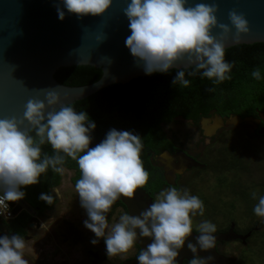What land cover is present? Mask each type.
I'll list each match as a JSON object with an SVG mask.
<instances>
[{"label":"clouds","instance_id":"9594fccd","mask_svg":"<svg viewBox=\"0 0 264 264\" xmlns=\"http://www.w3.org/2000/svg\"><path fill=\"white\" fill-rule=\"evenodd\" d=\"M112 4L113 0H57L56 8L58 18L63 21L65 9L80 19L103 17ZM219 10L215 2L130 0L122 10L131 32L125 45L146 75L167 74L176 68L174 86H190L186 70L188 76L199 74L213 85L222 84L232 78L234 66L225 59L227 42L231 39L239 43L250 34V25L236 9L228 12L230 26L220 23ZM216 29L219 38L213 35ZM185 63L187 67H177ZM251 76L261 80L260 69H254ZM39 91L43 99L30 97L22 116L0 117V209L8 210L10 203L24 199L26 193L22 189L40 183L49 169L63 176L70 158L81 173L75 191L87 214L84 227L94 234L93 245L103 239L108 258L127 260V254L142 237L152 242L146 250H140L139 264H177L186 242L193 253L188 264L213 261L214 257H201L198 253L215 248L214 223L200 222L196 242H188L193 233V218L205 213L203 201L188 189L168 187L139 215L126 212L110 225L107 217L113 205L122 197L134 199L137 190L149 183L150 173L141 159L142 138L113 128L100 143L90 147L96 125L87 112H77L71 103H62L54 89ZM207 91L213 93L215 88ZM45 144L51 146L52 155L42 152ZM54 191L41 193L39 199L51 206ZM251 195L257 199L256 192ZM253 211L264 218V196H259ZM27 248L28 242L21 234L0 236V264H29L24 258Z\"/></svg>","mask_w":264,"mask_h":264},{"label":"water","instance_id":"95a60500","mask_svg":"<svg viewBox=\"0 0 264 264\" xmlns=\"http://www.w3.org/2000/svg\"><path fill=\"white\" fill-rule=\"evenodd\" d=\"M56 2L57 0H0V117L22 116L30 97L43 99L40 89H54L60 95L62 103L73 105L108 86L123 85L132 79L147 76L125 45L131 32L129 21L122 10L130 0H113L112 7L103 17L87 16L80 19L65 9L63 21L58 18ZM197 2L218 4L220 10L217 17L220 23L229 24L228 12L232 9L246 16L250 34L244 36L239 43L230 39L226 49L264 43V0H189L192 4ZM213 35L219 38V29L214 30ZM71 66L94 67L98 69V76L82 85L65 84L54 78L59 69ZM177 67L182 69L187 65L179 64ZM259 118L264 122L262 114H259ZM178 120L183 121L181 118ZM213 120L214 125L210 126L212 131L222 125L219 117L216 116ZM255 120L235 116L226 125L251 124ZM157 160L164 167V181L170 187L176 186L177 175L187 168L201 166L183 153L171 156L165 152ZM120 200L126 212L133 216L139 215L148 207L146 200H128L124 197ZM14 204L11 203L12 206ZM19 210L20 207L16 206L13 215H17ZM197 235L199 233L193 232L188 242L195 243ZM215 236L216 243L228 238L227 234ZM235 238L241 236L230 234L229 239ZM245 238L243 236L241 239ZM151 242V239L141 237L136 246L140 250H146ZM198 254L201 257H214L210 264L227 263V258L217 253L216 246L213 250L199 251ZM24 258L29 264H38L26 255ZM192 258L193 253L188 250L186 242L177 258V264ZM123 264H139V261L136 257Z\"/></svg>","mask_w":264,"mask_h":264},{"label":"rangeland","instance_id":"374dc122","mask_svg":"<svg viewBox=\"0 0 264 264\" xmlns=\"http://www.w3.org/2000/svg\"><path fill=\"white\" fill-rule=\"evenodd\" d=\"M247 125H236L229 134L222 131V136L218 133L210 140L208 138L214 130L207 133L199 127L175 120L162 124L168 137L205 165L181 174L176 187L178 190L188 189L204 203V216L193 218V229L197 230L200 222L208 220L217 229L236 221L242 232L252 230L253 235L247 244L228 241L225 247H221L230 259L229 264H264V218L257 217L253 211L259 196H264V137L259 138L246 131L249 129ZM73 176L72 170L61 176L60 185L55 189L61 199L56 212L42 218L39 228L34 225L29 230L24 229L28 239L25 255L35 263L86 264L83 260L85 246L95 236L84 227L87 214L71 183ZM253 192L257 193L255 200L251 195ZM119 216L109 224L118 222ZM66 220L79 229L77 235L64 233ZM91 244L94 249H106L103 239L96 245ZM132 252L133 249L127 256Z\"/></svg>","mask_w":264,"mask_h":264},{"label":"trees","instance_id":"16d2710c","mask_svg":"<svg viewBox=\"0 0 264 264\" xmlns=\"http://www.w3.org/2000/svg\"><path fill=\"white\" fill-rule=\"evenodd\" d=\"M225 59L234 65L230 73L232 78L219 85L201 79L199 74L188 76L186 70L185 78L190 80V86H174L172 81L177 70L172 69L167 74L154 73L123 85L108 86L74 103L75 110L86 111L96 125L90 147L100 143L113 128L138 134L144 145L141 159L150 173L149 183L143 190L151 195L158 192L163 183L151 168L149 157L152 151L159 153L168 145L161 124L173 122L178 117L197 122L210 109L240 117L253 115L256 107L264 109V43L226 49ZM256 68L261 71L259 81L251 76ZM97 76L98 69L90 66L61 68L54 74L59 82L71 85L86 84ZM210 87L215 88L213 93L207 91ZM42 152L53 154L48 144L42 146ZM65 167L74 171L71 182L75 187L81 175L78 165L68 158ZM60 181L61 175L49 169L41 176L40 183L22 189L26 193L24 200L31 206L42 208L43 204L39 206L41 193L49 194L50 188L58 187ZM28 218L25 212L19 214L12 222V229L22 232Z\"/></svg>","mask_w":264,"mask_h":264},{"label":"flooded vegetation","instance_id":"af4514ba","mask_svg":"<svg viewBox=\"0 0 264 264\" xmlns=\"http://www.w3.org/2000/svg\"><path fill=\"white\" fill-rule=\"evenodd\" d=\"M253 115H247L246 117H240L238 115H235L233 113H228V114H221L220 112H217L216 109H210V111L207 113V115L201 116L200 119L197 120V122L193 121V120H189V119H185V118H181L186 124H191L194 127H199L200 130H203L204 132L206 131L207 133H210L212 130L210 129V124H213V119L217 116L221 119L222 125H219V128L215 129L212 136H210L208 139H212L214 136H216L218 133H220V136H222L221 132L222 131H227L228 134L230 133V131L235 128L236 125L234 124H229L228 126H226V123L228 121H230L231 119H233V117L238 116L240 118H247V117H251L253 118V120L257 121V122H253L249 125H247V127L249 129H247L246 131L250 132L251 134H253L254 136L257 137H264V122L262 120H260L259 118V114H262L264 116V109L263 108H259L256 107L254 109ZM223 113H226V111H223ZM178 118H175V121H181L178 120ZM208 120V121H207ZM204 121V122H203ZM164 124V123H163ZM216 125V123H215ZM161 128H162V124H161ZM163 130V129H162ZM262 131V132H261ZM226 134V133H225ZM226 134V135H228ZM166 139L168 140V145L167 147H165L164 149H162L161 151H159V153H156L154 151L151 152V155L149 157L150 159V164H151V168H153V170L155 171V173L159 174V179L162 181V187L160 188V190L156 193H153V195H151L149 192H145L143 189H138L136 194H135V198L137 199H141V200H146V202L148 203V206L154 201L155 197L159 194L160 191H162L165 187H170L168 185H166L165 181H164V170H163V166L161 165V163L157 160L159 159V157H161L163 155V153H168L169 155H174V154H180L183 153L185 156H188L189 158L193 159L195 162H197L198 164H200L201 166H192L191 168H187L183 173L191 171L193 169H197L199 167L205 166L202 165L197 157L192 154L189 153L188 151H186L184 148H182L181 146L177 145V143H175V141L166 136ZM252 139V138H251ZM165 163V160H164ZM178 163V162H177ZM175 164V161H174ZM182 173V174H183ZM181 177L180 175H177L176 178V186L177 187V183L179 181ZM72 183V182H71ZM73 185V184H72ZM74 187V186H73ZM57 187H53L50 188V192L52 189H56ZM75 189V187H74ZM53 195L55 196V200L54 203L50 206L46 203V205L44 204V201H39V206L43 207L40 208L38 206H31L29 205L24 199H22L23 203L28 207L26 210H24L26 212V215L29 217L27 219V222L25 224V227L23 228L22 232H18V230H13L12 229V222L13 220L10 221H3L2 219H0V236L3 235H12V234H21L23 237H25L26 240L27 236L26 234H24V229L29 230L31 227H33L34 225H36L38 228L40 227L41 224H39V221L42 218H46L47 216H49V214L51 212H56L57 208L56 206L60 203L61 199L60 197H58V195L55 193V191L53 192ZM32 211V214H30ZM126 213V209L124 204L122 203V201L119 199L112 207L111 211L108 214L107 219L111 222L112 219L117 220V217L119 215H122ZM21 214V213H20ZM118 215V216H117ZM116 216V217H115ZM66 219V218H65ZM65 225L64 227V233L67 234H72V235H77L79 233V229H77L75 226H71L69 221H65L63 223ZM237 222H231L229 225L224 226L222 228L217 229L216 233H214L215 235H220V237L223 236V234H227L228 238L226 239H222L220 241H218L216 243V251L217 253H219L220 255L225 256L224 251H221V247H225V243L228 241H234L235 243H240L242 245H245L249 242V238H251L252 234V230H247L245 232H242L241 229H239V227H237ZM37 228V229H38ZM255 231V230H253ZM193 232L198 233L197 230L193 229ZM237 236H241V238L243 236H245V239H241V238H235V239H229L230 234L232 233ZM256 232V231H255ZM91 244V243H90ZM90 244L86 243V253L84 251V258L83 260H86V264H123L125 261L128 260H132L134 258H136L139 255L140 249L135 245L133 248V252L132 254H130L128 256L127 260H121L119 257H113V258H108L107 254H106V249H94L92 247H90ZM84 245V244H83ZM92 245V244H91ZM106 248V247H105ZM227 258V263L224 264H229L230 259L228 257ZM66 263V262H65ZM44 264V263H41ZM61 264V263H60ZM67 264V263H66ZM75 264H77L75 262ZM182 264H188V261L184 260Z\"/></svg>","mask_w":264,"mask_h":264},{"label":"built area","instance_id":"2783aa9c","mask_svg":"<svg viewBox=\"0 0 264 264\" xmlns=\"http://www.w3.org/2000/svg\"><path fill=\"white\" fill-rule=\"evenodd\" d=\"M20 206V212L26 210L28 207L23 203V201H19V202H15L14 206L11 205V203L9 204L8 210L5 209H0V217L5 219L4 221H8L13 219L15 216L13 215V210L15 208V206ZM32 214V211L31 213Z\"/></svg>","mask_w":264,"mask_h":264}]
</instances>
